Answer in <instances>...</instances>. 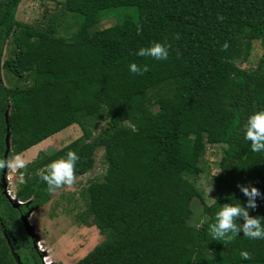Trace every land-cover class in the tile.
<instances>
[{
	"label": "trees",
	"instance_id": "trees-1",
	"mask_svg": "<svg viewBox=\"0 0 264 264\" xmlns=\"http://www.w3.org/2000/svg\"><path fill=\"white\" fill-rule=\"evenodd\" d=\"M20 2L0 0V157L72 125L82 135L18 171V207L3 194L0 170V264H41L21 218L52 196L38 171L75 151L83 176L98 149L105 172L84 190L82 219L103 236L96 251L106 248L122 264H264V240L240 233L224 243L208 231L222 205L247 204L238 184L264 194V152H252L242 131L249 115L264 110V0H63L76 26L65 34L17 20ZM117 10L127 13L114 16ZM111 16L112 26L95 27ZM254 40L261 55L243 69ZM154 42L171 45L167 60L136 55ZM132 63L149 71L133 74ZM153 94L170 109L155 110ZM98 124L105 127L94 136ZM208 145L221 149L210 204L194 183ZM195 198L205 218L198 226L189 223ZM257 205L250 215L264 217V198ZM242 251L253 258L242 259Z\"/></svg>",
	"mask_w": 264,
	"mask_h": 264
},
{
	"label": "rangeland",
	"instance_id": "rangeland-1",
	"mask_svg": "<svg viewBox=\"0 0 264 264\" xmlns=\"http://www.w3.org/2000/svg\"><path fill=\"white\" fill-rule=\"evenodd\" d=\"M63 0H21L17 7L15 17L17 20L46 26L53 24L59 34L73 33L76 30L74 20L70 13L66 12L62 6ZM114 16L127 13L124 10H117ZM111 16L95 27L106 28L112 26L117 18ZM68 26V28H67ZM259 42H251V50L248 60L239 66L243 69H253L261 55ZM7 55L5 54L4 57ZM3 82L9 85L7 80L9 75L2 70ZM13 84H21L11 78ZM153 94L152 105L155 110L170 109L167 101L161 100ZM136 112V110H134ZM28 118L23 119L22 124L28 123ZM105 127L98 124L93 128V135ZM82 135L77 125H72L61 132L47 138L38 145L33 146L24 152L25 157L31 163L41 152L57 150L69 144ZM8 142V140H7ZM9 150V146L7 148ZM221 156V149L218 145H208L203 161L200 163L202 172L194 179V183L205 199L207 204L213 198V177L220 171L218 163ZM4 171V182L2 188L8 185L7 192L16 191V185L20 183L19 172L8 178L7 169ZM105 172L103 165V149L95 152L94 168L83 176H79L76 184L71 188H63L52 194L50 201L44 206L29 211V214L22 217L25 230L34 236L33 243L41 259V264H74L78 260L86 259V264H122V258L102 248L96 251L103 236L94 226H85L82 219L85 218V193L84 190L90 182L102 179ZM5 181L7 182L5 184ZM11 190V191H10ZM14 205V202H11ZM192 215L189 223L194 226L200 225L204 221L202 206L195 198L191 204ZM47 258V259H46Z\"/></svg>",
	"mask_w": 264,
	"mask_h": 264
},
{
	"label": "clouds",
	"instance_id": "clouds-1",
	"mask_svg": "<svg viewBox=\"0 0 264 264\" xmlns=\"http://www.w3.org/2000/svg\"><path fill=\"white\" fill-rule=\"evenodd\" d=\"M217 19L223 21L222 15ZM142 33V26H137V34ZM179 34H174V39H179ZM170 44L154 42L150 47H142L136 53L140 57H151L157 61H165L169 57ZM229 44L222 46V51H227ZM129 70L133 74L143 75L149 71L148 66L136 63L129 65ZM244 139L251 142V151L254 153L264 152V110L253 112L247 118L243 126ZM80 160L75 151H69L65 157L54 160L38 171L40 179L46 183L47 191L50 194L56 193L63 188L71 189L77 182L76 174L77 164ZM29 160L24 153L10 155L7 158L0 157V170L7 169L8 178L19 170L25 169ZM20 182H23V175L20 176ZM237 187L247 198V204L242 203H225L216 213L215 222L209 225L208 231L211 239L214 241H223L224 243L232 242L236 236L243 233V236L252 240H264V217H252L249 209L255 210L257 198H264V194L251 182L248 185L238 184ZM243 221V223H241ZM240 256L244 260L252 259L251 253L242 251Z\"/></svg>",
	"mask_w": 264,
	"mask_h": 264
},
{
	"label": "built area",
	"instance_id": "built-area-1",
	"mask_svg": "<svg viewBox=\"0 0 264 264\" xmlns=\"http://www.w3.org/2000/svg\"><path fill=\"white\" fill-rule=\"evenodd\" d=\"M3 182H4V180H3ZM6 183H7V182L5 181V184H6ZM7 186H8V185H6L5 190H4V187H3V194L5 195V197L8 198V199L10 200V202H15L16 204L21 205L22 202H20L19 200H17L16 197H15V190H14L13 193H12V192L8 193V192H7V189H8ZM10 191H11V190H10ZM46 259H47V258H46Z\"/></svg>",
	"mask_w": 264,
	"mask_h": 264
},
{
	"label": "water",
	"instance_id": "water-1",
	"mask_svg": "<svg viewBox=\"0 0 264 264\" xmlns=\"http://www.w3.org/2000/svg\"><path fill=\"white\" fill-rule=\"evenodd\" d=\"M3 182V181H2ZM14 207H18L19 206V204H16L15 202H14V205H13ZM22 218V217H21ZM27 232V231H26ZM30 236L31 237H34L31 233H30Z\"/></svg>",
	"mask_w": 264,
	"mask_h": 264
},
{
	"label": "bare ground",
	"instance_id": "bare-ground-1",
	"mask_svg": "<svg viewBox=\"0 0 264 264\" xmlns=\"http://www.w3.org/2000/svg\"><path fill=\"white\" fill-rule=\"evenodd\" d=\"M48 264H52V263H48Z\"/></svg>",
	"mask_w": 264,
	"mask_h": 264
}]
</instances>
